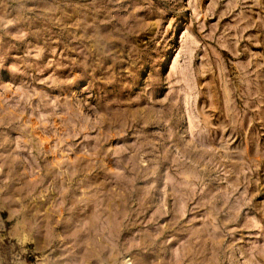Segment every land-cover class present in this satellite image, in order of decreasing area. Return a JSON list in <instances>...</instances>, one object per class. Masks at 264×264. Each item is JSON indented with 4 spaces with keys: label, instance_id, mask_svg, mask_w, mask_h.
Here are the masks:
<instances>
[{
    "label": "rangeland",
    "instance_id": "rangeland-1",
    "mask_svg": "<svg viewBox=\"0 0 264 264\" xmlns=\"http://www.w3.org/2000/svg\"><path fill=\"white\" fill-rule=\"evenodd\" d=\"M0 264H264V0H0Z\"/></svg>",
    "mask_w": 264,
    "mask_h": 264
}]
</instances>
